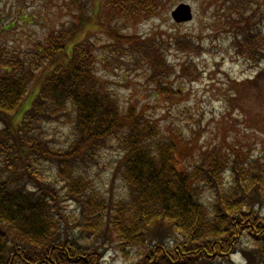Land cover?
Returning a JSON list of instances; mask_svg holds the SVG:
<instances>
[{"label": "trees", "instance_id": "16d2710c", "mask_svg": "<svg viewBox=\"0 0 264 264\" xmlns=\"http://www.w3.org/2000/svg\"><path fill=\"white\" fill-rule=\"evenodd\" d=\"M248 1L233 7L243 13ZM100 2L19 50L0 19V264H103L112 244L123 264H264V152L253 157L213 144L181 167L177 149L189 137L164 136L141 111L122 113L98 74L105 60L143 67L146 79L162 85L173 72L167 51L182 48L184 36L121 35L102 20L108 11L150 15L165 1ZM92 18L109 30L105 58L88 33L78 37ZM247 19H239L247 33L242 25L231 47L262 71L264 32L253 33L257 24ZM194 67L182 71L192 76ZM52 124L63 126L58 142ZM109 136L117 139L116 173L125 187L110 195L91 173ZM237 250L240 263L231 259Z\"/></svg>", "mask_w": 264, "mask_h": 264}, {"label": "rangeland", "instance_id": "374dc122", "mask_svg": "<svg viewBox=\"0 0 264 264\" xmlns=\"http://www.w3.org/2000/svg\"><path fill=\"white\" fill-rule=\"evenodd\" d=\"M100 1L0 0V19L3 27L7 28L3 36H8L19 50L55 26L77 22L82 9L90 13L91 7L98 2L102 4ZM162 1L164 4L156 7L150 15H125L121 18L119 14L108 11L102 20L118 25L121 35H135L148 40L155 34H160L157 38L162 40L168 35H183L182 48L169 49L165 56L166 62L172 64L173 72L165 75L162 85L156 86L155 82L146 79L148 74L143 67L133 66L130 70L128 65L113 67L103 60L99 66V77L105 84L109 82L108 89L117 95L122 113L126 110H133V114L134 110L141 111L157 122L164 136L177 135L179 131L180 136L189 137L177 149L183 168L189 167L203 149L213 144L221 145L227 152L232 146L239 154L259 156L264 152V69L259 71L263 64L254 66L244 61L234 52L230 38L240 33L242 25L245 31H241L247 33L246 22L239 21L246 16L251 25L257 24L253 33L264 32V0L248 1L243 13L242 9L233 7L235 0L230 4H224V0ZM181 1L191 5L193 17L177 23L170 12ZM87 33L96 44V53L102 58L107 57L101 49L102 43L110 40L107 25L98 24L92 18L83 24L78 37ZM191 44L196 47L184 52L186 48L183 47ZM121 61L129 62V59ZM186 64L190 71L195 65L192 76L182 71ZM40 79L31 85L33 89ZM245 79L249 82L238 84ZM28 100L26 96L23 110ZM63 131V126L58 124L48 127L56 142L63 138ZM120 153L115 136H109L105 146L96 152L98 165L92 168L91 173L105 194L125 192V187L120 186L124 183L116 173ZM231 259L239 262L242 258L235 253ZM123 263L124 257L112 244L104 255L103 264Z\"/></svg>", "mask_w": 264, "mask_h": 264}, {"label": "water", "instance_id": "95a60500", "mask_svg": "<svg viewBox=\"0 0 264 264\" xmlns=\"http://www.w3.org/2000/svg\"><path fill=\"white\" fill-rule=\"evenodd\" d=\"M171 15L175 21H185L192 17L191 7L187 3H179L172 11Z\"/></svg>", "mask_w": 264, "mask_h": 264}]
</instances>
